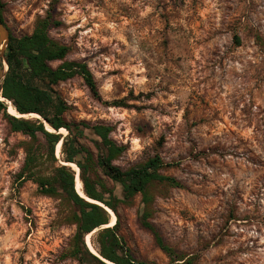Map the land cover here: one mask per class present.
<instances>
[{
	"label": "rangeland",
	"instance_id": "1",
	"mask_svg": "<svg viewBox=\"0 0 264 264\" xmlns=\"http://www.w3.org/2000/svg\"><path fill=\"white\" fill-rule=\"evenodd\" d=\"M0 6L16 36L32 33L54 8L61 25L51 37L70 47L67 59L88 64L101 94L80 75L54 85L68 105L65 120L110 125V137L125 147L114 164L126 170L159 156V172L181 183L149 185V220L177 254L198 264H264V0H0ZM5 52L3 43L0 86ZM116 100L125 106L111 104ZM26 118L46 125L40 115ZM79 141L92 154L90 175L122 197V186L98 163L100 138L87 128ZM29 142L1 111L0 264H81L66 255L76 231L71 203L17 179ZM44 144L39 134L35 146ZM144 208L141 193L118 207L119 233L134 259L182 264L142 225ZM100 229L91 235L95 249Z\"/></svg>",
	"mask_w": 264,
	"mask_h": 264
},
{
	"label": "trees",
	"instance_id": "2",
	"mask_svg": "<svg viewBox=\"0 0 264 264\" xmlns=\"http://www.w3.org/2000/svg\"><path fill=\"white\" fill-rule=\"evenodd\" d=\"M0 15L4 20L1 6ZM59 25L61 21L55 18L53 8L47 15L37 19L32 33L22 36L12 33L9 35L5 52L8 69L0 86V112L5 113L13 130L21 131L32 138V142L25 148V161L17 179L21 182L33 180L42 193L61 196L71 203L74 207L71 219L76 224V231L71 249L66 255L77 258L81 264H153L134 259L124 237L119 233V204L131 202L138 193L143 195L145 203L141 223L153 233L158 245L171 257L172 262L198 264L193 255L177 254L149 220V185L152 181L181 185L175 177L159 172L160 167L164 165L161 158L155 156L141 166L123 170L113 161L125 147L118 145L110 137V125H91L86 121L65 120L63 115L68 105L57 93L54 85L80 75L95 96L101 98V94L88 64L82 60L67 59L70 47L51 37L50 29ZM54 61L60 63L54 67L51 64ZM10 101L15 108H10ZM111 104L125 106V101L116 100ZM18 112L23 116H18ZM35 114L40 115L47 122L46 125L39 118L24 117ZM87 128L100 138L98 163L110 179L122 186V197L116 195L102 180L90 175L92 154L79 141V137L84 135ZM66 129L69 133L63 137L59 132L67 131ZM39 134L45 139V149L35 146ZM60 141L64 153L63 162L56 155V147ZM46 163L48 167H44ZM69 165L80 168L84 192L88 198L95 201L78 192L76 172ZM105 206L116 215V222L112 226H103L111 220V213ZM99 227L101 229L97 233L98 245L95 253L88 246L86 236Z\"/></svg>",
	"mask_w": 264,
	"mask_h": 264
},
{
	"label": "bare ground",
	"instance_id": "3",
	"mask_svg": "<svg viewBox=\"0 0 264 264\" xmlns=\"http://www.w3.org/2000/svg\"><path fill=\"white\" fill-rule=\"evenodd\" d=\"M1 95V94H0ZM9 105H10V108H13L14 107V105L12 104V103H8ZM14 112V111H13ZM15 114V113H14ZM36 115V114H35ZM35 115H27V116H35ZM18 116H23L22 114H20L19 112H18ZM36 116H39V115H36ZM26 117V116H25ZM63 132H65V131H63ZM61 147H62V141H60V143L58 144V147H57V151L59 152L60 150H61ZM72 167H73V169L74 170H76L77 171V181H76V183H77V187H78V189H79V191H80V194L82 195V196H84V197H86V198H88L86 195H85V192H84V190H83V181H82V179H81V177H80V168L79 167H77L76 165H71ZM78 191V192H79ZM88 199H90V200H92L91 198H88ZM92 201H95V200H92ZM105 207H107V206H105ZM107 209L109 210V212L110 213H112V215H111V220H110V223L109 224H105V225H103L104 227L105 226H112V225H114L115 224V222H116V215H115V213L110 209V208H108L107 207ZM92 235V233H89L88 234V237H87V241H88V243H89V245H90V248L95 252V253H97V251H96V249L93 247V245H92V242H91V236ZM112 264V263H111ZM114 264V263H113Z\"/></svg>",
	"mask_w": 264,
	"mask_h": 264
},
{
	"label": "water",
	"instance_id": "4",
	"mask_svg": "<svg viewBox=\"0 0 264 264\" xmlns=\"http://www.w3.org/2000/svg\"><path fill=\"white\" fill-rule=\"evenodd\" d=\"M9 28L6 25L5 20L2 19L0 15V46L5 43L7 46L8 40H9ZM8 65V64H7ZM25 117V116H24ZM47 123V122H46ZM66 164V163H65ZM103 206V205H102Z\"/></svg>",
	"mask_w": 264,
	"mask_h": 264
}]
</instances>
